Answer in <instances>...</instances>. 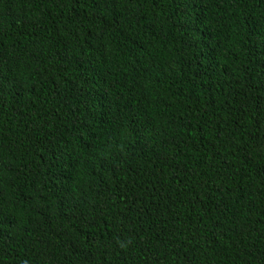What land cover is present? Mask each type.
<instances>
[{
  "label": "trees",
  "instance_id": "1",
  "mask_svg": "<svg viewBox=\"0 0 264 264\" xmlns=\"http://www.w3.org/2000/svg\"><path fill=\"white\" fill-rule=\"evenodd\" d=\"M0 264H264V0H0Z\"/></svg>",
  "mask_w": 264,
  "mask_h": 264
}]
</instances>
